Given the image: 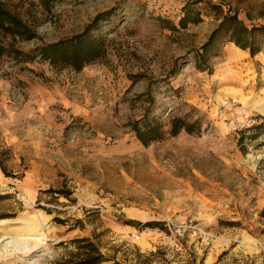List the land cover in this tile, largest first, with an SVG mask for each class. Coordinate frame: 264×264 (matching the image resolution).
I'll use <instances>...</instances> for the list:
<instances>
[{
	"label": "rangeland",
	"instance_id": "obj_1",
	"mask_svg": "<svg viewBox=\"0 0 264 264\" xmlns=\"http://www.w3.org/2000/svg\"><path fill=\"white\" fill-rule=\"evenodd\" d=\"M187 4L201 21L182 28ZM0 5L35 34L0 39L11 49L32 54L99 17L105 44L81 71L1 62L0 236L43 234L37 264L96 257L91 245L102 264H264V51L227 44L204 72L194 60L223 14L264 26V0ZM151 106L166 124L195 110L206 131L144 146L130 125Z\"/></svg>",
	"mask_w": 264,
	"mask_h": 264
},
{
	"label": "trees",
	"instance_id": "obj_2",
	"mask_svg": "<svg viewBox=\"0 0 264 264\" xmlns=\"http://www.w3.org/2000/svg\"><path fill=\"white\" fill-rule=\"evenodd\" d=\"M42 4L47 6V0H42ZM214 11L222 10L216 6H210ZM192 5L187 4L184 8V17L180 23L182 28H186L189 23H199L200 16L192 12ZM102 17H99L88 29L81 35L63 40L54 44L37 48L32 54L11 49L3 42H0V65L4 58L8 57L16 62H32L37 58L50 62L55 66L72 67L76 71H81L85 66L97 62L104 55L105 44L102 40L95 38L93 31L97 30L98 23ZM220 25L211 34L208 41L203 45L202 51L197 52L194 57L198 70L209 71L210 61L219 56L222 49L227 44L233 43L240 50L249 51L252 57H255L264 51V26H253L249 28L239 18L238 14H223ZM0 39L12 37L23 40L35 38L28 25L19 17L13 15L0 5ZM176 74V73H175ZM147 97V103L154 105L155 100L151 93L144 94L141 97ZM153 107H148L141 119L130 125L131 130L137 139L144 145L150 146L153 143L161 142L169 137H176L181 133L192 136H201L206 129L205 119L202 116H196V111L192 110L184 116H173L169 123H164L160 118L153 115ZM0 167L7 174L3 161L0 159ZM84 242L85 240H81ZM91 245V244H90ZM96 257H88L77 262H66V264H102L104 257L100 254L96 246L91 245ZM118 264V263H113Z\"/></svg>",
	"mask_w": 264,
	"mask_h": 264
},
{
	"label": "bare ground",
	"instance_id": "obj_3",
	"mask_svg": "<svg viewBox=\"0 0 264 264\" xmlns=\"http://www.w3.org/2000/svg\"><path fill=\"white\" fill-rule=\"evenodd\" d=\"M232 48L233 50H231L230 55L236 56L239 49L233 44ZM4 224V221L0 222V226H4ZM23 234L24 237L22 238L11 237L10 235L6 234L0 236L1 262L12 261L14 258L17 257L18 254L21 253L25 256V259L23 260L24 263L37 264L35 261H33V255L39 252L45 246L44 238H42L44 236L43 234H35L34 232H31L29 230L27 231V229H25V233Z\"/></svg>",
	"mask_w": 264,
	"mask_h": 264
}]
</instances>
